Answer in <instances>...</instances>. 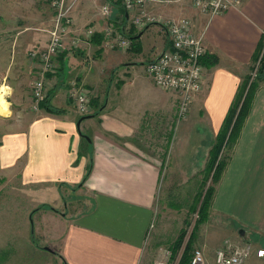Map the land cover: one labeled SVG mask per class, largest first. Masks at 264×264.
I'll return each mask as SVG.
<instances>
[{
  "label": "crops",
  "instance_id": "crops-1",
  "mask_svg": "<svg viewBox=\"0 0 264 264\" xmlns=\"http://www.w3.org/2000/svg\"><path fill=\"white\" fill-rule=\"evenodd\" d=\"M147 12L159 20L136 37L140 49L115 48L122 56L108 65L100 59L115 50L106 30L119 19L131 38L129 29H137L133 13L117 0H76L66 49L56 58L57 70L46 79L48 101L69 108L62 113L35 108L32 95L21 102L8 99L21 72L11 68V51L12 58L0 64V88H10H4L8 112L0 114V264H150L145 242L163 164L141 135L150 119L165 118L178 102L147 71L148 62L171 45L165 22L190 18L208 47L204 61L218 60L204 64V86L193 101L191 118L176 125L178 133L190 123V130L200 136L192 153L209 155L211 147L202 141L216 138L225 127L243 80L261 55L264 0H241L239 6L213 16L200 12L190 0L150 4ZM3 23L0 20L1 50L7 48ZM90 27L105 36L102 43L86 36ZM73 80L91 91L92 116L79 128L81 114L67 104ZM225 153L211 215L220 214L224 242L230 238L264 247V83L255 90L239 137ZM200 160L204 166L206 159ZM35 189L40 192L29 195ZM69 193L80 195L72 200ZM72 203L76 210H71ZM209 262L206 259V264H216L215 256ZM244 264H264V257L254 253Z\"/></svg>",
  "mask_w": 264,
  "mask_h": 264
},
{
  "label": "rangeland",
  "instance_id": "rangeland-1",
  "mask_svg": "<svg viewBox=\"0 0 264 264\" xmlns=\"http://www.w3.org/2000/svg\"><path fill=\"white\" fill-rule=\"evenodd\" d=\"M117 1L121 2V0ZM54 18L55 11L47 0H0V20H4L3 28L5 29V36L7 37V48L1 50L0 46V64L7 63L6 58H12L10 52L8 53V51H11L14 53L13 56L16 57L15 61L14 57L12 58L11 68L14 69V73L21 72V75L18 73V84H15L14 88L11 87L12 89L8 94V99H16L17 102H21L31 97L32 84L38 75V67H36L37 64L35 66L32 52L44 48L47 45L50 29L54 24ZM117 20L115 24L121 27L123 21ZM139 30L141 29H138V31L129 29V32L130 34H136ZM126 35L129 36L127 32ZM136 42H138V39H136ZM112 49L115 51L108 56L105 55L104 58L100 59L101 62H107L108 65H112L113 62L120 59L123 52L115 48ZM133 51L138 52L136 49ZM258 60L259 56L251 67L248 76L250 80L248 78L243 80V84L248 82L245 87L246 89L242 85V90L241 88L239 90V93H243V97L238 108L234 107L235 113L233 115L235 117L232 118L233 124L230 126V131L228 130L229 136H231L232 125H234L239 115L242 99L246 96L247 92L254 94L255 90L264 83V56L259 63ZM261 69H263V73L260 71ZM252 82H256V84L252 86ZM2 87L3 89L9 88L5 85ZM15 88L17 89L14 91ZM0 91H2V88H0ZM88 91L90 90L88 89ZM68 94L71 100L67 104L73 109L75 108L74 100L70 97L69 91ZM172 100L174 99L172 98ZM59 108L63 110L69 109L61 106ZM191 108L187 115L181 117L179 115L178 102L175 103L173 109L166 113L165 118H158L157 121L150 119V124L143 130L144 134L141 135V138H145L141 141L149 143L150 148H154L159 153L158 158L163 164L158 197L155 204V217L149 227L145 242V249L147 250L150 264H155L156 261L165 255L167 250L171 252L169 264H179L189 243L191 245L189 249L190 256L194 250L201 249L206 256L207 263L209 261L212 262L216 255L215 251L224 244L226 238L222 234L220 214L213 212L211 215L212 212L210 210L213 204L212 200L214 198L215 188H217V184L221 179L220 175L219 179L215 180V175L220 163L221 165H225L227 160L226 153L224 155L225 149L231 147L239 137L246 117L239 123L238 133L233 137H227V141L219 155V160L211 168V150L217 142L218 135L215 136L216 138L211 139L208 137L202 141L208 147L210 146L211 150L209 151V155H201L206 159L205 165L201 166L203 165L200 160L201 156L198 157L192 153V150L196 149V140L200 136L192 132L193 130H190V123L182 125L183 128L177 133L178 129L176 125L187 122L188 118H191ZM80 118L81 115L78 117L77 125ZM195 118H203V114L201 117L196 116ZM200 139L198 142H200ZM172 145H174V148ZM181 150L184 152L179 154ZM197 157L199 161L195 162L198 159ZM213 187L214 192L211 197L210 207L207 208V215L203 217L201 216V208L206 196L210 192L212 193ZM37 192L40 191L35 189L29 195L35 196ZM79 195V193L74 195L68 194L72 200ZM72 205L74 204L72 203L70 205L71 210H76ZM59 206L64 207L61 203ZM48 207L50 208L51 206L48 205ZM251 245L257 247L253 244Z\"/></svg>",
  "mask_w": 264,
  "mask_h": 264
},
{
  "label": "built area",
  "instance_id": "built-area-1",
  "mask_svg": "<svg viewBox=\"0 0 264 264\" xmlns=\"http://www.w3.org/2000/svg\"><path fill=\"white\" fill-rule=\"evenodd\" d=\"M55 11L54 24L50 29L49 41L44 48L34 50L32 58L37 60L38 75L32 84L34 107L47 98L46 79L49 73L56 70V58L66 49V35L73 25V9L76 0H47ZM184 0H121L128 13H133L132 22L138 29L158 21V17L147 12L150 4H170ZM193 6L202 13L210 15L222 14L229 9L239 6L241 0H190ZM105 16L109 14V6L103 7ZM171 45L157 57L148 62L147 71L160 88L170 91L178 98L179 115L184 117L189 112L195 97L201 92L205 80V65L203 58L208 53L203 35L198 34L190 18L181 17L165 22ZM93 28H87L85 34L91 38L95 33ZM106 39L112 48L130 49L132 40L114 25L106 30ZM264 56V45L258 63ZM70 97L74 100L75 108L81 115L91 111L90 91L77 80L70 86ZM256 254L264 257V247H253L248 242H234L227 239L217 249L216 264H244L248 258ZM171 252L155 264H169ZM190 264H206V257L201 249L193 251Z\"/></svg>",
  "mask_w": 264,
  "mask_h": 264
},
{
  "label": "trees",
  "instance_id": "trees-1",
  "mask_svg": "<svg viewBox=\"0 0 264 264\" xmlns=\"http://www.w3.org/2000/svg\"><path fill=\"white\" fill-rule=\"evenodd\" d=\"M116 22V21H115ZM115 22L113 23V25L115 26V28L117 29V30H119V31H122V32H124L125 34H126V31H125V29H123V26L121 25V27L119 26H117V24H115ZM147 27V26H146ZM145 27V28H146ZM135 29V31H138L136 28H134ZM144 29V28H143ZM143 29H141L139 32H137L136 34H134V35H132V37H131V39H132V42H133V46L135 45H137V43H139V42H136V37L138 36V34L143 30ZM104 35L103 34H99V33H95L93 36H92V38H91V40L93 41H96V43H102V41H103V39H104ZM97 38V39H96ZM132 45H131V47H132ZM137 47H139V49H140V44H138L137 45ZM62 53V52H61ZM209 57H210V55L209 56H207V59H209ZM203 63L205 64V65H210V64H214V63H216V62H218V60H217V58L215 57V59L214 60H211V61H209L208 62V60L207 61H204V58H203ZM262 73H263V69H261L260 70ZM249 80H250V78H248ZM248 84V82H246V84H242L243 86H244V88L246 87V85ZM254 84H256V82H252V86L254 85ZM241 85V86H242ZM243 86H242V88H243ZM242 88H241V90H242ZM246 89V88H245ZM252 89V88H251ZM238 100H237V102H236V104H235V107L236 108H238V106H239V103L241 102V98L243 97V93H239L238 92ZM252 96H253V93H251V92H247V94H246V96H244V98L242 99V105H241V109H240V112H239V115H238V117L236 118V121H235V123H234V125H233V128H232V132H231V136H229V137H233V136H235L237 133H238V127H240V126H238L239 125V123L243 120V119H245V117H247V115H248V113H249V110H250V106H251V102H252ZM92 103L94 104V103H96L98 106L100 105L99 104V100H94V101H92ZM40 107H42V108H44V109H46L47 111H49V112H54V113H62V112H64L65 110H63V109H61V108H59V107H55L54 105H52L49 101H48V98H46L45 100H43L41 103H40ZM235 112H234V108L231 110V112H230V114H229V116H227V118H226V123H225V127H223V129L218 133V137H217V142L215 143V145H214V147H213V149L211 150L212 152H211V159H210V162H211V164H210V166H211V168H213V166H215V164H216V162L219 160V155L221 154V151H222V149H223V147H224V145H225V143H226V141H227V135H228V129L230 128V126H231V124L233 123V120H232V118H234L235 117V115H233ZM226 129V130H225ZM236 129V130H235ZM92 160V159H91ZM91 168H92V161L90 162V164H89V167H88V170H87V173L85 174V178H87L88 177V175H89V173H90V171H91ZM222 169H223V165H221V163H220V165H219V167L217 168V171H216V175H215V180H218L219 179V176L221 175V171H222ZM213 192H214V187H213V189H212V193L210 192L209 193V195H207L206 196V199H205V201H204V203H203V205H202V208H201V216H206L207 215V208H209L210 207V202H211V197H212V194H213ZM191 248V245H190V243H189V245L187 246V248L185 249V252L183 253V255H182V257H181V259H180V261H179V264H190V262H191V258H192V255L190 256V254H189V249ZM193 254V253H192ZM175 257V256H174Z\"/></svg>",
  "mask_w": 264,
  "mask_h": 264
},
{
  "label": "bare ground",
  "instance_id": "bare-ground-1",
  "mask_svg": "<svg viewBox=\"0 0 264 264\" xmlns=\"http://www.w3.org/2000/svg\"><path fill=\"white\" fill-rule=\"evenodd\" d=\"M8 101H7V98H6L5 89H2V91H0V114L8 112V109H9L8 108V106H9Z\"/></svg>",
  "mask_w": 264,
  "mask_h": 264
},
{
  "label": "water",
  "instance_id": "water-1",
  "mask_svg": "<svg viewBox=\"0 0 264 264\" xmlns=\"http://www.w3.org/2000/svg\"><path fill=\"white\" fill-rule=\"evenodd\" d=\"M91 116H92V115H88V114L83 115V116L80 118V120H79L78 126L80 127L81 121H82L83 119H85V118H89V117H91ZM240 233H241V235H242L244 238H247V231H246L245 229H241V230H240ZM46 249L51 250L50 247H48V246H46Z\"/></svg>",
  "mask_w": 264,
  "mask_h": 264
}]
</instances>
